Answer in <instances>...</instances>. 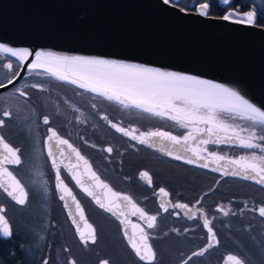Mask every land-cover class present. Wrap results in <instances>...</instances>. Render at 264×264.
Wrapping results in <instances>:
<instances>
[{
    "label": "flooded vegetation",
    "instance_id": "obj_1",
    "mask_svg": "<svg viewBox=\"0 0 264 264\" xmlns=\"http://www.w3.org/2000/svg\"><path fill=\"white\" fill-rule=\"evenodd\" d=\"M202 3H208L207 16L209 17L222 18L235 12L237 14L235 18H241L249 11L254 12L255 25L264 28V0H230L228 4H225L223 0H175V4L171 5L180 10L183 9L184 12L199 14V5ZM8 63L13 65L11 70L6 67ZM19 71L18 60L6 54H0V85H5L10 79L17 78ZM33 85L40 87H33ZM21 92L25 95H20ZM96 111H104L115 118L135 124L141 129L167 131L178 136L185 131L170 121L153 118L134 110H120L96 100L89 94L35 74L19 78L13 86L0 92V119L4 120V126L0 127V137H3L5 143L11 148L18 150L17 153L21 159L19 165H7L6 168L20 181L27 193L26 203L19 205L0 189V208L5 209L3 214L11 232L8 237L0 232V264H44L45 260L48 264H70L73 260L76 264H101L103 260H108L109 264H126L129 261L124 254L135 264H145L129 247L120 224L112 216L96 208L61 172L65 183L73 189L84 209L87 220L94 227L96 243L89 242L85 247L81 242L54 191L53 173L43 149V140L49 127L54 128L59 135L76 146L115 190L131 196L147 215L157 217L155 227L151 229L138 219L132 218V221L143 226L145 233L149 235L148 243L156 254L154 264L158 263L157 251L161 248H176L178 252L174 258L173 251L170 250L165 264H182V261L206 243L207 235L198 217L186 218L173 206L175 202L185 203L191 207L201 198L197 209L202 210L211 221L210 225L219 241L218 246L204 254L214 256L213 264H220L224 254L234 253L232 249L224 245L226 240L229 242L233 240L230 230L236 226L238 219L254 217L262 225L256 231L264 235V219L256 213V208L264 206V202L255 200L251 196L255 192L251 188L264 192L263 189L244 180L223 177L199 167L159 156L145 147L123 139L101 125L95 118ZM4 112H9L11 115L5 117ZM44 116L49 117L48 125L43 123ZM235 123L244 124L245 122L237 119ZM30 139L38 141V146L40 145L38 150L45 161L46 175H43L41 182L50 189L48 197L31 195L26 184V175L20 172L24 150ZM94 142L101 145L98 153L93 150ZM257 143L264 145V141H257ZM109 147L112 148L110 153L106 151ZM209 150L226 153L235 158L253 153L261 155L259 149H243L235 146L218 148L209 146ZM99 153L103 155V158H108L106 160H110L109 163L102 162L97 156ZM94 157L98 158V166L95 164ZM115 157H118V167H115L117 165L113 161ZM148 162L164 169H174L176 172L171 180L174 181L175 187L170 189L165 184V180L155 179V174L147 165ZM140 170L149 173L150 186L138 180L137 174ZM159 188L168 193L171 208H168L167 212L157 203ZM236 189L239 191L244 189L245 194L238 195ZM206 192L209 194L203 196ZM46 198L50 200L49 203L46 202ZM243 200L251 201L244 204L248 208L243 207ZM88 208L100 214L99 219L102 224L108 223L113 226L111 236L101 234L99 227L101 223L90 218ZM225 211L229 213L227 216L223 214ZM243 228L251 230L246 224H243ZM113 238L118 241L119 246L109 248L107 243L110 245L109 242ZM200 257L202 256L193 257L188 264L194 261L199 264Z\"/></svg>",
    "mask_w": 264,
    "mask_h": 264
},
{
    "label": "water",
    "instance_id": "obj_2",
    "mask_svg": "<svg viewBox=\"0 0 264 264\" xmlns=\"http://www.w3.org/2000/svg\"><path fill=\"white\" fill-rule=\"evenodd\" d=\"M0 43L13 48H28L33 53L36 51H51L61 55H81L99 59L116 60L123 63H136L146 67L159 68L163 71H175L182 74L194 75L232 88L255 106L264 110V28L256 25L234 24L222 18L184 12L171 4L165 5L163 0H0ZM33 58L34 57H30L28 62L30 63ZM28 74L38 75L36 72L28 71L27 63L24 65L20 64V71L17 78L14 79V83L17 82L19 78ZM39 76L51 78L64 86L89 94L96 100L102 101L120 110H134L138 113L161 119L139 109L124 108L115 101H108L101 96L80 89L75 85L58 81L50 76ZM14 83H7L4 87H0V92L10 88ZM104 116L108 119H102ZM95 118L101 125L105 126L114 134L138 146L145 147L159 156L177 160L165 154V152L171 151L173 155H180L182 157V159L177 161L195 167H199L198 164L208 162V168H199L221 175L223 169L213 171L212 169L216 168L217 164L210 159L208 161H196V163L193 164L185 163V159L195 158L190 151L184 150L182 144L173 145L169 141H161L159 138L154 137L149 141L153 143L154 146L149 147L146 144H140L136 140H132L128 136L116 132V130L110 126L109 121L129 131L136 129L133 134L137 136H139L141 132L147 133L157 130L141 129L135 124L115 118L104 111H96ZM170 122L174 123L173 121ZM180 129L185 131L179 136H176L182 137L188 133V129ZM49 135L50 133L47 130V134L43 140V149L53 173L54 191L75 231L77 232L78 225L87 237L89 230L86 228L84 221H81L80 217L75 214V205L72 203L71 197L65 195L64 200L60 199L61 195H64V193L57 188L56 168L53 167L52 158L48 156L49 144H51L53 151L56 152L55 159L57 161V167L60 169V175L61 172L64 173L76 190L85 196L96 208L112 216L120 224L127 243L132 249L129 244V238L132 237L133 232H135V239L139 241L141 235L140 229L142 228L144 230V227L132 221V218L138 219L144 223L145 226H147V221L141 218L138 213L133 215L131 206L127 205L123 200L117 201L120 205L119 208L115 209L117 215H113L111 212H107L100 208L95 203L94 199L84 193L81 187L77 185L72 178L73 173H85L83 161H77L75 154L65 145L60 146L64 151V155L60 156L55 142L47 141ZM59 136L63 139H67L61 135ZM68 142L77 149L69 140ZM189 144L196 147L195 141L190 140ZM209 146L217 148L234 147L228 144L199 145L201 149H207V151L202 153L203 155L208 156V154L212 152L209 150ZM215 152L218 155H225L231 159H238L226 153ZM0 155H6L1 146ZM81 155L88 161L91 170L94 171L97 176H99L100 180L107 184L112 191L120 195L129 196L126 193L115 190L101 177L91 162L83 154ZM219 163L223 166L225 161H220ZM77 164H79L78 168L75 167ZM7 165L16 166L14 164H5L4 167ZM233 170L239 171L236 166H229V174L221 176L244 180L264 190V185L257 184L253 179L245 180L240 175H231ZM143 172L148 173L145 170H140L137 174L138 180L150 186L147 179L141 178L140 174ZM148 176L150 177L149 173ZM82 178L86 187L92 186V181L88 179L86 174L83 175ZM2 179L5 181L8 180L6 176ZM61 179L72 192V195L75 196L73 189L65 183L62 175ZM160 189L161 188L157 190V203L159 207L161 203H164L167 208H171L168 195L163 196L160 193ZM1 190L3 191V189ZM93 190L97 196L102 199L105 198V189L96 187ZM207 194H209V192L204 193L203 196ZM5 195L7 194L5 193ZM9 198L12 200L11 197ZM200 200L201 198L191 207L186 204L188 206L186 209L176 208L186 218L198 217L202 228L206 232L207 240L205 245L196 251L201 250L208 244V232L203 226V219L207 216L202 210L197 209ZM12 201L15 202L14 200ZM132 201L137 207L141 208L133 199ZM178 203L185 204L175 202L174 205ZM65 204H68L67 208ZM259 207L261 206L256 208L257 215ZM141 209L143 210V208ZM69 212L72 213L71 216ZM120 213H125L126 215H120ZM84 217L87 224L92 226L87 220L85 212ZM74 220L75 223L73 222ZM121 221H124V223H121ZM133 225H137L138 227L134 229ZM92 229H94L93 226ZM126 232L127 235L125 234ZM77 235L80 238L78 232ZM133 252L135 253L134 250ZM229 254L236 255L231 252L224 254L220 264H231V262L227 261V256ZM236 256L240 258L238 255Z\"/></svg>",
    "mask_w": 264,
    "mask_h": 264
},
{
    "label": "snow or ice",
    "instance_id": "obj_3",
    "mask_svg": "<svg viewBox=\"0 0 264 264\" xmlns=\"http://www.w3.org/2000/svg\"><path fill=\"white\" fill-rule=\"evenodd\" d=\"M228 4L230 0H223ZM165 5L175 4V0H163ZM208 3L199 5V15L207 16ZM183 11V9H181ZM235 12L229 13L222 17L225 21H231L234 24L255 25V13L247 12L241 18H235ZM0 54L16 58L21 65L27 63V69L30 72H36L38 75H47L55 78L58 81H63L68 84L75 85L80 89L94 93L103 97L108 101H115L124 108H135L143 112L150 113L152 116L161 119L173 121L179 125L180 128L188 129V133L182 137L172 135L167 131H149L147 133L141 132L139 136L134 135L132 131L126 130L115 123H110V126L124 136H128L132 140H136L140 144H146L153 147L154 144L149 141L151 138L157 137L161 141H169L173 145H183L185 151H190L195 159H185L184 162L188 164L196 163V161H208L217 164L213 171L221 170V175H228V167L236 166L239 171L233 170L231 175L242 176L243 179H253L257 184L264 185V145L257 143V141H264V110L255 106L238 91L226 87L222 84L212 82L207 79H202L194 75L182 74L175 71H163L155 67H146L136 63H123L116 60L99 59L94 57H87L81 55H61L51 51H36L32 52L28 48H13L0 43ZM34 57L29 63V58ZM10 70L13 68L11 63L6 65ZM18 75V73H17ZM9 84L14 83L10 79ZM5 85H0L4 87ZM33 87H40L33 85ZM41 90H43L41 88ZM20 95H25L21 92ZM95 107V105H93ZM5 117H9L11 113L4 112ZM102 119L107 120L106 116ZM239 119L244 121V124H237L235 121ZM43 123L48 125L50 123L49 117H43ZM4 126V120L0 119V127ZM50 135L47 141H54L59 155L63 156L64 151L60 148L61 145L67 146L72 153L75 154L77 161H83L85 165V173H73L72 178L76 184L81 187V190L88 196L92 197L95 203L107 212L117 215L115 209L120 205L117 201L123 200L127 205L131 206L132 214L139 216L147 221V228L155 227L157 217L155 215H147L141 208L132 201L130 196L120 195L112 191V189L100 180L99 176L91 170L88 161L74 148L67 139L61 138L56 130L49 127ZM195 141L196 147L189 144V141ZM208 144H228L238 146L243 149H259L261 155H242L238 159H231L225 155H218L212 151L208 156L202 153L207 149H201L199 145ZM0 145L3 147V152L6 155H0V189L11 197L16 204L24 205L26 203L27 194L20 181L8 171L5 164L19 165L21 159L17 154L18 150H14L7 143L4 138L0 137ZM109 153L112 148H107ZM166 155L172 156L173 159H182L180 155H173L171 151L165 152ZM48 156L52 158L53 167L56 168L57 188L64 193L60 199L64 200L65 195L71 197L72 203L75 205V214L84 221L86 228L89 230L87 237L77 225V232L80 235V240L87 247L88 243H96L95 231L92 226L87 224L84 217V209L81 207L76 197L64 184L61 179L60 169L57 167L55 159L56 152L53 151L51 144L48 146ZM220 161H225V164L220 165ZM62 162V161H61ZM199 167L208 168L209 163L205 162L198 164ZM79 167V164L75 165ZM87 175L88 179L92 181V186L86 187L84 185L83 175ZM142 179H147L151 184V178L148 173L140 174ZM6 176L7 181L2 178ZM102 188L106 190L105 198L97 196L94 188ZM163 196L168 193L164 189H160ZM68 207V204H65ZM160 207L167 212L168 208L164 203ZM175 208L186 209V204H175ZM5 209L0 208V232L5 237L11 235L8 227V221L5 219ZM227 216L229 213H223ZM71 216L72 213L69 212ZM120 215H126L120 213ZM258 215L264 218V206L258 208ZM75 223V220L73 221ZM124 223V221H121ZM211 221L204 217L203 226L208 232V244L199 251H194L188 258L182 261V264H188L193 257L203 256L211 248L218 246L219 241L216 238V233L210 227ZM133 225V228H137ZM141 235L139 241L135 239L136 233L133 232L132 237L129 238V244L135 251L136 256L144 261L145 264H154L156 254L148 243L149 235L140 229ZM127 235V232L125 233ZM227 261L231 264H245V260L238 258L236 255L229 254ZM44 264H48L45 260ZM70 264H76L75 260ZM101 264H109L108 260L101 261Z\"/></svg>",
    "mask_w": 264,
    "mask_h": 264
},
{
    "label": "rangeland",
    "instance_id": "obj_4",
    "mask_svg": "<svg viewBox=\"0 0 264 264\" xmlns=\"http://www.w3.org/2000/svg\"><path fill=\"white\" fill-rule=\"evenodd\" d=\"M93 150L97 153L100 151L101 145H98L97 143H93ZM40 148V145L38 146V141L36 139L29 140L28 144L26 145V149L24 150L23 155V161H22V168L20 169L21 173H24L26 175V184L29 188V192L33 196H50V189L46 186H44L41 182V179L43 175H46L45 171V161L41 154V152L38 150ZM102 162L109 163L106 160L108 158H103V155L100 153L97 155ZM113 161L118 167V157H115ZM97 159L94 157V161L96 166L99 164L97 163ZM111 163V162H110ZM149 168L151 169V172L155 174V179L157 180H165L166 185L169 186V188L175 187V183L172 178V176L176 172L174 169H164L161 167L156 166L154 163H147ZM251 188V187H249ZM252 191H255L254 194L251 192H248L251 196L257 198L258 200H261L264 202V192L256 189L251 188ZM244 189H241L240 191L236 189V192L239 194H245ZM46 202L49 203L50 200L46 198ZM243 207H246L244 204L250 203L251 201L243 200ZM254 203V202H253ZM49 206V204H47ZM242 207V208H243ZM88 211L90 213V218L94 220L95 222L101 223L99 224V227L101 229V234L104 236H111L113 234V226L111 224L105 223L102 224V221L99 219L100 214H98L96 211L91 210L88 208ZM242 220V221H241ZM238 219L236 222V226L230 230L231 235L233 236V240L229 242V240L225 241L224 247H229L233 250L234 253H236L241 259L245 260V264H264V235L261 233H258L256 231L257 228H261V222L256 220L254 217H243L242 219ZM243 224H246L251 228V230H245L243 228ZM222 235V231H219ZM110 245L107 243V246L111 248L110 246H119L118 241L113 238L111 242H109ZM173 251V257L175 258L178 254L176 248H170V249H163L161 248L158 252V263L157 264H165V259L167 257V253ZM125 258L129 261L126 262V264H135L133 260H129L128 256L124 254ZM200 263L199 264H213L214 262V256L211 254H206L199 258ZM189 264H196L195 261Z\"/></svg>",
    "mask_w": 264,
    "mask_h": 264
},
{
    "label": "bare ground",
    "instance_id": "obj_5",
    "mask_svg": "<svg viewBox=\"0 0 264 264\" xmlns=\"http://www.w3.org/2000/svg\"><path fill=\"white\" fill-rule=\"evenodd\" d=\"M42 119H43V118H42ZM210 192H212V190H211ZM238 195H241V194H239V193H238ZM254 199H255V200H258V199H257V198H255V197H254Z\"/></svg>",
    "mask_w": 264,
    "mask_h": 264
}]
</instances>
